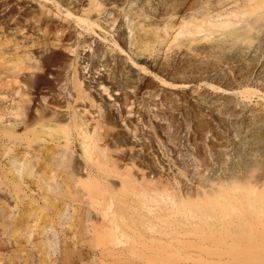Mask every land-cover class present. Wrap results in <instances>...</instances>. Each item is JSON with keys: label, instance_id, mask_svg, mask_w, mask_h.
Masks as SVG:
<instances>
[{"label": "bare ground", "instance_id": "bare-ground-1", "mask_svg": "<svg viewBox=\"0 0 264 264\" xmlns=\"http://www.w3.org/2000/svg\"><path fill=\"white\" fill-rule=\"evenodd\" d=\"M38 1L39 10L25 8L16 17H0V185L13 197L8 206L0 202V208L7 209L0 215V224L8 228V237L22 238L31 247L42 245L37 261L31 264H55L45 234L58 233V226H64L69 237L59 241L58 264H82L90 253L95 254L91 264H183L186 258L200 264H264V181L257 184L255 180L256 185L247 176L250 184L227 171L226 180L203 179L202 183L210 185L203 186L210 188L190 194L193 199L189 192L172 198L156 170L163 167V158L153 166L145 155L130 153L133 146L127 147L132 141L139 145L143 125L136 115L141 103L137 93H144L140 72L154 62V46L142 41V36L168 41L186 35L191 45L192 41L213 40L209 36L220 30L226 37L246 40L256 29L264 41V0L235 1L232 8L221 5L212 11L207 0H191L186 19L182 16L176 24L171 18L178 11L177 0H154L150 6L148 0ZM144 7L148 19L138 10ZM118 18L114 47L129 52L134 46L132 53L125 54L123 65L114 62V48H101L98 42L105 40V34H114L110 28ZM173 28L176 33L168 36ZM221 42L211 41L202 48L210 51ZM243 50L240 55L244 57L253 48L247 45ZM167 60L160 63L161 72L174 77L161 81L191 94L197 92L198 74L215 70L186 64V70L173 73L176 67ZM227 88L224 92L218 87V91L229 96L237 92ZM241 93L257 94L260 100L249 118L264 116V93L252 87ZM118 120L123 129L114 131ZM125 149L129 155L123 153ZM159 194L181 209H194L202 216L201 225L176 218L182 225L177 228L167 219L157 233L141 232L133 195H140L142 201ZM76 200L88 207H76ZM159 209L165 212L144 214L141 223L146 228L153 227L154 218L176 212L169 201L147 212ZM232 212L239 214L230 220ZM208 215L220 222L227 219L221 222L223 229H206L204 216ZM5 217L8 220L3 222ZM84 234L87 240H81ZM192 234L199 243L191 240ZM6 264L29 262L8 258Z\"/></svg>", "mask_w": 264, "mask_h": 264}, {"label": "rangeland", "instance_id": "rangeland-1", "mask_svg": "<svg viewBox=\"0 0 264 264\" xmlns=\"http://www.w3.org/2000/svg\"><path fill=\"white\" fill-rule=\"evenodd\" d=\"M190 1L177 0L174 2L177 5L178 11L171 18L173 23L176 24L182 16L186 19V12H188L186 5H189ZM235 1L236 3H241L243 0H207L206 6L209 8V11H212L211 9L214 8L216 9L217 6L220 9L221 5H223L221 6L223 9H227L234 7ZM39 2L38 0H0V17H3V14H10L16 17L18 13L21 15V12L25 8L27 10H39ZM86 2L87 0H82V3L85 4ZM152 2L154 0H148L147 6H150ZM4 5L8 6L3 9ZM179 5L181 6L180 8ZM131 6H134V4ZM146 8H139L138 10L143 13V17L147 18ZM165 16L162 18H165ZM18 18L21 19L20 16ZM118 23L119 18L115 21L114 26L110 28L114 32L112 36L107 33L105 34V40L100 39L98 42H100L101 48H114L112 49L114 62L116 64L118 63V65H123L127 63L125 54L132 53L131 50L134 49V46L131 45L129 52L128 50L127 52H121L117 49V46L114 47L112 40L113 37L117 38L116 26ZM221 32L220 30L214 33V35L211 34L209 38L213 40L192 41L191 45H189V41V43H186V35H178L175 40H172V37H170L168 41H155L151 37L149 38L148 35L142 36V41L148 40L150 45L154 46L152 56L155 63L153 62L152 66L148 65L145 71L140 72L141 92L144 91V93L142 95L137 93V96H140L141 103L138 109L139 112L136 115L139 114L138 122L143 127L141 128V133L138 135L140 136L137 140L139 145L134 146L136 141H132L128 143L127 147L133 146L129 152L142 156L145 155L146 162L153 166L157 164L155 161L163 158V167L159 166V168L157 166L158 168L156 167V170L158 169V172L162 175V178L168 186L166 192L172 198H175V194L183 196L186 192L194 196L198 191H202V187H205L203 189L207 190L210 187L206 188L209 185H206L208 182L206 178L210 182L213 180L217 181L218 178L226 180L229 176V173H226L227 171L234 172L239 181L245 180L249 182L248 177H250L251 182L254 180L253 183H255V180L257 184L264 181V116L249 118V111L253 107L257 108L260 105V100L257 94L244 96V93H241L246 87L256 88L264 93V41L262 40V34L257 33L256 29H253L246 40H235L231 37H226ZM161 33L163 34V32ZM167 33L170 36L176 32L173 28L172 30H168ZM100 34H103V32L100 31ZM198 35H202V32L198 33ZM216 35L219 40L216 39ZM211 41H215L216 43L222 41L221 46L213 47V50L210 51L202 48L210 44L209 42ZM247 45H251L253 51L246 53L243 57L240 54ZM180 57H182L183 61H180ZM164 60L169 61V63H174H172L173 65L171 64L173 68L176 67L173 73H176V70H186V64H191L190 66L198 70L206 68L207 66H213L215 70L211 72L202 71L198 74L199 79L196 83L197 92L191 94L186 89H174L161 81L162 78L172 80L174 77L172 75L162 74L160 63ZM218 87L222 88L223 91L227 90V87L234 88L237 92L229 96L227 93H220L219 91H222V89L218 91ZM126 90L132 89L127 88ZM229 99L231 100L228 103L227 100ZM110 100H112V97H110ZM154 113L156 116L153 115ZM122 129V121L118 120V123L113 126V130L121 131ZM140 144L143 146L141 147ZM123 153H127L126 149ZM2 158H0V167L3 163ZM152 175L153 173L150 175L152 181H155L156 175ZM203 179L207 181L205 182L206 184L201 182ZM257 179L259 182H257ZM203 184L206 186H203ZM129 193L131 194L132 191ZM192 195H190L191 198ZM133 197L135 199L131 203L138 206V214L141 216L139 218L141 232L154 231V233H157L158 230L164 227V220L167 219L174 223L173 227L177 228H180L182 225L178 224L176 218L182 220L189 219L194 222L191 225H201L202 216L194 211V209H181V207H177L176 203L171 202L170 199H167L162 194L155 195L150 199L145 197L142 201L140 200V195H133ZM12 200L13 197L0 185V202H5L8 206ZM165 201L172 203L175 206L174 211L176 210V212H173L174 214L169 217L154 218L153 227L146 228L141 223V220L146 217L144 214L152 215L154 213L165 212L159 209L149 213L147 212V208L151 206L152 208L163 206ZM74 205L82 208L85 203L84 201L80 202L76 200ZM85 207L87 208L88 206L85 205ZM6 211L7 209L0 208V215ZM238 214L239 212H232L229 219H235V216ZM241 216L243 220L246 219L245 215L241 214ZM7 220V217L2 219L3 222ZM226 220L221 219V222ZM204 221V227L209 231H213L215 228L223 229V224L212 215L204 216ZM228 225H232V223H228ZM58 229V233L50 230L45 234L50 238V248L53 250L55 264H58L57 258L61 257L59 241L62 239L69 240L64 226H58ZM206 229L204 231H207ZM3 231L5 233H2ZM8 235V228H3L0 224L1 264H6L8 258H13L14 262L27 258L29 264L37 261L38 249L42 245L31 247L30 245H25L22 238L18 237L15 240L8 237ZM84 236L85 238L81 240H87V235L84 234ZM192 236H189L191 240H196L195 243H199L197 237L195 238L194 234ZM82 247L85 248L84 246ZM188 248L191 247H186V253L190 251ZM94 256L95 254L90 253V257L82 260V264H91ZM189 259L186 258V261H182L183 264H200L196 263L197 261L193 263L195 261L194 259L193 262L190 261L192 258Z\"/></svg>", "mask_w": 264, "mask_h": 264}]
</instances>
